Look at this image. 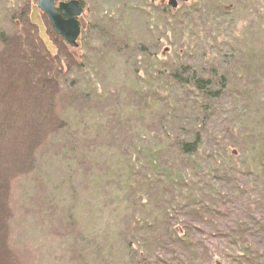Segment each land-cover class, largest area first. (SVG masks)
Segmentation results:
<instances>
[{
  "label": "rangeland",
  "instance_id": "rangeland-1",
  "mask_svg": "<svg viewBox=\"0 0 264 264\" xmlns=\"http://www.w3.org/2000/svg\"><path fill=\"white\" fill-rule=\"evenodd\" d=\"M38 1L0 0V264H151L168 230L202 247L181 256L235 264L249 217L210 210L229 180L264 211V0H79L76 47ZM217 52L222 108L198 157L170 152L199 122L172 66Z\"/></svg>",
  "mask_w": 264,
  "mask_h": 264
},
{
  "label": "trees",
  "instance_id": "trees-1",
  "mask_svg": "<svg viewBox=\"0 0 264 264\" xmlns=\"http://www.w3.org/2000/svg\"><path fill=\"white\" fill-rule=\"evenodd\" d=\"M197 55V54H195ZM189 56L186 58L185 61L176 64V66H172V72L170 73V76L172 77V80L175 82V86L177 87L178 90L185 96H183V99L185 100L186 96H190L191 94L194 97L195 100V107L197 108V111L199 113V122L196 123V125L192 128H194L193 131H195L193 136L194 138L190 139L188 137L184 138L182 136V130H179V134L175 133L172 137V140L170 141V145L172 147V151L174 152L175 150H178L180 152V156H187L192 157V156H197L200 154V149L203 148V140L204 136L201 131H204L206 128V121L210 118H212V115L215 116L213 113L210 112V107L214 110L215 108H220L221 107V102L219 99L220 97L225 94L223 93V86L224 88L231 82L229 79L230 75V68L226 67L227 66V61L224 59L226 55H223L219 52L216 53V58L211 61L210 64L205 62V65L202 67H198V64L193 62L194 61V56ZM14 74L13 72H11ZM56 85H58L56 82H53L54 90H56ZM50 86L47 85L45 82V89L51 91L52 87L48 88ZM44 89V88H43ZM196 97V99H195ZM208 101V104L206 105V100ZM194 102V101H193ZM222 108V107H221ZM217 109V110H218ZM209 117V118H208ZM221 117V115H218V118ZM208 118V119H207ZM215 120L213 119L209 123L213 125ZM200 123V124H198ZM201 129H198V128ZM183 128V127H181ZM185 130V129H184ZM209 132V131H208ZM201 134V135H200ZM208 144V143H207ZM192 161H194L192 159ZM196 167V165H195ZM194 166L192 168L196 170ZM160 170V169H159ZM159 172V177L161 178H166L168 174L162 173L161 171ZM132 173L130 172V176ZM223 178V177H222ZM224 179V178H223ZM215 181H218L214 179ZM174 181V180H172ZM176 182V181H174ZM218 183L221 184V189H219ZM224 183H228L227 185H230L231 182L227 180L226 182H215L213 186L216 189V196H214L212 199L215 200L214 207H211L210 213L212 215L216 214H225L226 217L232 216L234 217L235 215L238 216H245L247 215L249 217V222L245 223L243 228H239L238 231L242 234L243 238L246 237V240H244L245 246L241 247V245H238L237 242H235V250L240 251L238 256L242 259L239 260L240 258L238 257L236 259L235 264H264V211L259 215L256 213L257 209L251 208V206H247L245 204V200L243 199V190L240 191L239 193H230L229 189H226V186ZM209 187V191H211ZM190 191V190H186ZM185 192V193H186ZM221 192V197L220 196ZM226 195V196H225ZM219 198V200L217 199ZM211 199V201H212ZM217 203L222 204L223 207L219 208V206H216ZM199 208H194L192 211V214L196 216L195 221H198V223H202L201 220L205 222V217L204 213L202 211L203 204H199ZM240 213V214H239ZM174 231H166L165 235H168L167 237H159L157 241L160 242V248L158 253L162 254L160 257L157 256L158 253L155 254H149V259L148 261L151 262V264H201L200 262L196 261L197 257L192 251L193 255L191 256H181L184 255L185 247H189V244L194 245L196 253L198 252L197 250L200 248L202 249L201 246H198V240L191 239L187 236H178V235H173ZM148 235V234H147ZM146 235L145 241L149 240L150 237H153L152 235H149V237ZM190 241V242H189ZM195 242L197 245H195ZM127 247H131V245H127ZM177 248V250H180L178 252H172L174 248ZM237 248V249H236ZM199 249V250H200ZM175 250V249H174ZM172 254L174 255L173 258H176L175 261H171L167 259V257H163V255L166 254ZM208 252H204L205 255H207ZM177 255H180V257ZM208 256V255H207ZM147 259V258H146ZM144 258V260H139L138 264H145L144 262H147ZM168 260V261H167ZM190 260V261H189ZM170 261V262H169ZM216 264V262L214 263Z\"/></svg>",
  "mask_w": 264,
  "mask_h": 264
},
{
  "label": "water",
  "instance_id": "water-1",
  "mask_svg": "<svg viewBox=\"0 0 264 264\" xmlns=\"http://www.w3.org/2000/svg\"><path fill=\"white\" fill-rule=\"evenodd\" d=\"M176 1L171 0V3L174 4ZM37 7L46 14L48 20L51 21L52 29L61 35L64 42L71 47L78 45L76 39L81 31L78 17L82 13L79 0L60 1L57 7L54 0H39Z\"/></svg>",
  "mask_w": 264,
  "mask_h": 264
},
{
  "label": "flooded vegetation",
  "instance_id": "flooded-vegetation-1",
  "mask_svg": "<svg viewBox=\"0 0 264 264\" xmlns=\"http://www.w3.org/2000/svg\"><path fill=\"white\" fill-rule=\"evenodd\" d=\"M65 1H66V0H65ZM69 1H71V0H69ZM54 2H55V5L57 6V5L60 3V0H59V3H58V4L56 3V0H54Z\"/></svg>",
  "mask_w": 264,
  "mask_h": 264
}]
</instances>
